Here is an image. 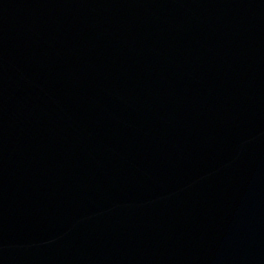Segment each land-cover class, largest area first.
<instances>
[{
  "label": "water",
  "instance_id": "obj_1",
  "mask_svg": "<svg viewBox=\"0 0 264 264\" xmlns=\"http://www.w3.org/2000/svg\"><path fill=\"white\" fill-rule=\"evenodd\" d=\"M0 264H264V0H0Z\"/></svg>",
  "mask_w": 264,
  "mask_h": 264
}]
</instances>
